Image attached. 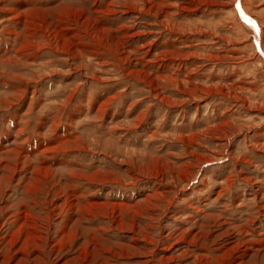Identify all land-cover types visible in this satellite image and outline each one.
<instances>
[{
	"label": "rangeland",
	"instance_id": "1",
	"mask_svg": "<svg viewBox=\"0 0 264 264\" xmlns=\"http://www.w3.org/2000/svg\"><path fill=\"white\" fill-rule=\"evenodd\" d=\"M0 264H264V0H0Z\"/></svg>",
	"mask_w": 264,
	"mask_h": 264
}]
</instances>
